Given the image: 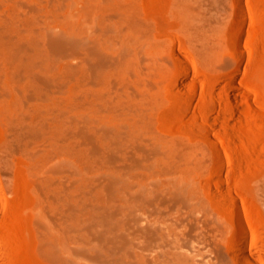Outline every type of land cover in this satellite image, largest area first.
<instances>
[{"label":"rangeland","instance_id":"obj_1","mask_svg":"<svg viewBox=\"0 0 264 264\" xmlns=\"http://www.w3.org/2000/svg\"><path fill=\"white\" fill-rule=\"evenodd\" d=\"M82 113L114 127L115 157ZM137 142L165 221L191 189L226 264L236 236L264 264V0H0V264H132Z\"/></svg>","mask_w":264,"mask_h":264},{"label":"bare ground","instance_id":"obj_2","mask_svg":"<svg viewBox=\"0 0 264 264\" xmlns=\"http://www.w3.org/2000/svg\"><path fill=\"white\" fill-rule=\"evenodd\" d=\"M238 9H242V6L239 5ZM49 43V48L63 50L78 42H74L69 36L57 35L53 36ZM22 46L37 48L38 42L32 38L22 43ZM17 47L20 49V44ZM41 52L47 55L50 50L47 48ZM101 60L107 62L110 57L103 56ZM186 67L189 68L187 63ZM83 95L84 99H87L86 94ZM80 119L82 134L90 141L100 144V148L106 150L111 157H115L121 141H116L114 127L106 122L99 123L88 113H82ZM136 139L135 135L131 138L132 141H137ZM133 146L131 165L136 170L139 166L136 162L137 156L145 154L148 145L137 142ZM142 176L137 170L134 171L129 194L132 264H218L217 260L221 261L220 264H226V257L214 233L220 222L204 205L189 201V196L186 197L185 194H191V189L173 190L172 196L178 200L177 212L175 211L173 222H167L164 220L163 211L165 204L169 203L166 194L167 182L156 177L147 180ZM231 205L235 211L233 219L237 221V228L243 235L242 218L232 201ZM104 219L102 217V220ZM232 225L235 226V221H232ZM232 243L236 255L234 264H261L247 250L243 237L236 236Z\"/></svg>","mask_w":264,"mask_h":264}]
</instances>
